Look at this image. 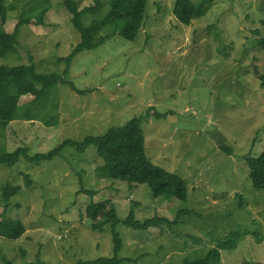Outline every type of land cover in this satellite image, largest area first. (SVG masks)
I'll list each match as a JSON object with an SVG mask.
<instances>
[{"label":"rangeland","instance_id":"rangeland-1","mask_svg":"<svg viewBox=\"0 0 264 264\" xmlns=\"http://www.w3.org/2000/svg\"><path fill=\"white\" fill-rule=\"evenodd\" d=\"M34 1L11 0L23 13ZM48 1L45 25L21 27L16 52L0 57V67L32 63L40 73L63 74L66 64L57 60L81 41L66 1L83 10L95 0ZM102 1V12L84 17L85 25L107 12L108 0ZM176 1L149 0L135 41L116 33L77 55L67 80L86 93L59 84L31 108L33 121L17 120L0 131V153L27 148L32 157L47 154L66 140L82 143L139 118L147 157L186 182L188 199L155 198L148 185L100 178L96 169L105 163L94 146L85 153L68 147L39 165L22 159L0 166V220H20L27 230L18 240L0 237V264L3 257L12 264L110 258L114 231L123 244L119 257L133 260L125 264L201 259L232 232L242 239L236 249L220 250L221 263L264 264V190L253 187L245 161L264 151V48L256 42L264 38V0H215L189 26L174 17ZM16 23L11 11L5 30L12 33ZM33 99L25 96L20 104ZM7 185L22 190L6 207ZM82 187L97 195L79 194ZM107 200L119 223L94 231L86 208ZM132 211L140 222L157 216L172 223L136 230L123 224Z\"/></svg>","mask_w":264,"mask_h":264},{"label":"trees","instance_id":"trees-1","mask_svg":"<svg viewBox=\"0 0 264 264\" xmlns=\"http://www.w3.org/2000/svg\"><path fill=\"white\" fill-rule=\"evenodd\" d=\"M215 0H177L173 9V15L182 25L189 26L193 20L204 17ZM149 0H108V10L103 16L94 18L88 25L84 23V17L96 16L104 8L102 0H95L93 6L79 10L78 5L72 1H66L68 10L72 15V24L78 31L81 41L75 46L72 53L59 58V64H66L62 75L55 73L43 74L38 72L36 66L29 65L1 66L0 67V131H5L14 121H33L36 116L31 115V108L50 95L51 90L59 84L67 83L71 89L79 95L85 91L78 90L74 83L67 80L70 66L74 58L84 51H91L103 46L107 41L118 35L127 40L135 41L143 28L146 19ZM11 0H0V57L6 58L9 54L16 52L19 44L18 37L21 27L24 25L44 26L45 16L51 10L48 0H35L31 3L29 11L24 13L16 10ZM14 12L17 16V23L12 33L5 30V24L9 19V13ZM148 18V17H147ZM264 27V22H263ZM111 30V33L106 34ZM264 48V38L256 41ZM259 81L264 87V75L259 76ZM25 96H32L34 99L23 107L20 101ZM56 109L58 105H55ZM22 110V112H21ZM153 111V108L149 109ZM148 110V111H149ZM157 118L163 117L154 113ZM53 122H56L53 121ZM48 121L47 124L53 123ZM142 120L135 118L123 127L111 128L102 136L87 137L82 143L66 140L55 150L47 154L29 155L27 148H18L13 152L2 151L0 153V166L12 167L24 159L37 165L42 162L51 161L65 150L74 148L80 153L94 146L97 149L99 158L104 160V165L96 169V174L102 178L112 181H124L130 185H148L155 198L176 199L186 201L188 199V186L179 176L156 166L145 151V136L142 129ZM249 168L250 179L256 190H264V151L258 158L247 157L245 159ZM26 185L29 187L32 180L29 175H24ZM22 190L20 186L7 185L2 189V199L6 207L10 200ZM87 194L94 198L95 191H88L81 188L79 194ZM241 198V197H240ZM243 201V199H241ZM110 201L92 203L86 208V216L92 221L91 228L94 231L102 232L107 224L115 227L119 219L115 210L110 209ZM169 220L154 217L144 222L137 221L132 211L123 224L136 230H149L163 224H170ZM174 223V222H173ZM26 226L20 220H0V237L9 240H18L26 233ZM242 239V234L232 232L225 236L217 248H213L204 258L194 261H186L184 264H222L220 250L232 251L236 249ZM257 240H261L259 235ZM113 257L100 258L94 261H78V264H125L131 263V259L119 257L123 244L114 231ZM38 255L37 260H39ZM4 264H12L3 257Z\"/></svg>","mask_w":264,"mask_h":264}]
</instances>
